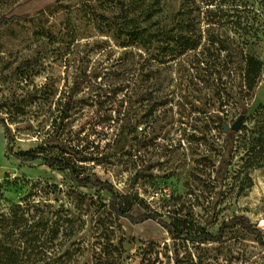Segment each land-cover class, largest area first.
Segmentation results:
<instances>
[{
    "label": "rangeland",
    "instance_id": "374dc122",
    "mask_svg": "<svg viewBox=\"0 0 264 264\" xmlns=\"http://www.w3.org/2000/svg\"><path fill=\"white\" fill-rule=\"evenodd\" d=\"M183 35L197 47L180 52ZM14 204L42 222L0 233L22 264H264L241 224L191 239L235 216L264 235V0H0V214Z\"/></svg>",
    "mask_w": 264,
    "mask_h": 264
},
{
    "label": "trees",
    "instance_id": "16d2710c",
    "mask_svg": "<svg viewBox=\"0 0 264 264\" xmlns=\"http://www.w3.org/2000/svg\"><path fill=\"white\" fill-rule=\"evenodd\" d=\"M129 33L134 38H138L143 36L144 29L138 28L136 30L129 31ZM198 41V39L193 40L190 36L183 35L178 36L175 43L177 44L176 47L180 49L179 51L183 52L187 49L197 47ZM251 63H254V58L251 59ZM251 71L254 72V74H258L260 71V67L257 66L254 68L251 65ZM65 117L66 112L64 118ZM1 123L4 125L5 128V135L7 138V151L8 153H12L11 141L13 138L11 136L10 127L5 121H1ZM229 134L233 136L235 132L231 131ZM23 155L25 156L18 155L17 157H21V159L26 161L43 159L45 163L52 167L55 166L62 170L69 169L72 173V176L79 185L87 186L91 184L94 186H98L103 190H106L112 195L109 202V208L119 217L127 218L132 223H141L146 220H155L159 222L163 227H165L175 239H178L180 237L176 234L172 224L167 220L163 219L158 213L147 212L139 215H133L132 213H130V207L127 203L128 198L123 197L122 199H120L119 194L113 189L111 182L104 181L101 179L91 180L90 178H83L81 176V172L76 168L75 164L72 165L70 163L63 162L57 157L43 158L34 151L26 152ZM29 212L30 210L25 209L20 204H14L11 206L8 212L0 214V233L5 235V240H7V242L8 240H10V238H8L9 236H20L28 238L31 236L30 233L36 231L34 228H36L37 226L41 227L42 222L38 223L34 227L32 224L29 225V219L26 216V214ZM237 224H241L248 232L255 234L260 242L264 243V235L262 231L259 230L254 224H252L249 218H247L246 216H235L232 219L224 222L220 228L219 233L216 235L212 232L202 229L201 231L197 232L195 236L191 237V239L196 242H220L223 239V234L225 230L233 228ZM21 260L22 258L18 256V254L13 250L10 245L0 242V264H22Z\"/></svg>",
    "mask_w": 264,
    "mask_h": 264
},
{
    "label": "water",
    "instance_id": "95a60500",
    "mask_svg": "<svg viewBox=\"0 0 264 264\" xmlns=\"http://www.w3.org/2000/svg\"><path fill=\"white\" fill-rule=\"evenodd\" d=\"M245 119V115H240L236 121L230 126L228 124H223V128L225 132H229V130L238 131L240 130Z\"/></svg>",
    "mask_w": 264,
    "mask_h": 264
}]
</instances>
